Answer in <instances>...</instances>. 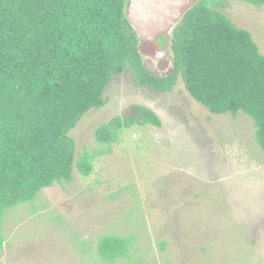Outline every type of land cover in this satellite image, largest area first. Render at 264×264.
I'll use <instances>...</instances> for the list:
<instances>
[{
  "label": "rangeland",
  "instance_id": "374dc122",
  "mask_svg": "<svg viewBox=\"0 0 264 264\" xmlns=\"http://www.w3.org/2000/svg\"><path fill=\"white\" fill-rule=\"evenodd\" d=\"M264 55V5L220 0ZM165 37L139 45L145 67L172 65ZM156 54V55H157ZM104 103L70 131L76 153L95 154L92 172L43 188L2 220L0 264H264V152L243 113L213 114L178 76L169 90L138 87L129 69L114 75ZM147 106L161 126H133L106 144L95 128L128 104ZM128 240V255L100 258L98 238Z\"/></svg>",
  "mask_w": 264,
  "mask_h": 264
},
{
  "label": "trees",
  "instance_id": "16d2710c",
  "mask_svg": "<svg viewBox=\"0 0 264 264\" xmlns=\"http://www.w3.org/2000/svg\"><path fill=\"white\" fill-rule=\"evenodd\" d=\"M255 6L264 0H242ZM128 0H0V252L2 220L45 187L92 172L95 154L76 153L70 131L89 109L103 105L114 75L129 69L138 87L169 90L180 76L189 95L213 114L243 113L264 152V55L251 33L218 6L196 0L166 43L168 72L145 67L126 7ZM161 126L151 108L131 103L95 128L101 143L121 130ZM128 240L98 238L100 258L128 255Z\"/></svg>",
  "mask_w": 264,
  "mask_h": 264
},
{
  "label": "water",
  "instance_id": "95a60500",
  "mask_svg": "<svg viewBox=\"0 0 264 264\" xmlns=\"http://www.w3.org/2000/svg\"><path fill=\"white\" fill-rule=\"evenodd\" d=\"M196 0H128L127 19L133 28L138 44L155 43L160 36L171 35L181 16ZM171 49L168 46L162 56L153 55L154 60L168 57Z\"/></svg>",
  "mask_w": 264,
  "mask_h": 264
}]
</instances>
